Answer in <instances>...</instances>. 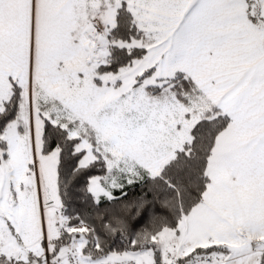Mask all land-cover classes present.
<instances>
[{
  "label": "snow or ice",
  "instance_id": "1",
  "mask_svg": "<svg viewBox=\"0 0 264 264\" xmlns=\"http://www.w3.org/2000/svg\"><path fill=\"white\" fill-rule=\"evenodd\" d=\"M0 264H264V0H0Z\"/></svg>",
  "mask_w": 264,
  "mask_h": 264
}]
</instances>
